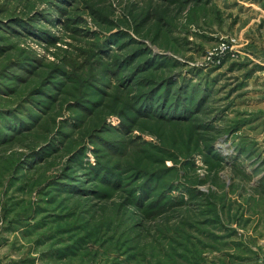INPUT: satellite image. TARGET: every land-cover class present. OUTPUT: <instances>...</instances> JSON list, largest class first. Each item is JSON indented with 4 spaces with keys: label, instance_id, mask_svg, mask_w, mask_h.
<instances>
[{
    "label": "rangeland",
    "instance_id": "obj_1",
    "mask_svg": "<svg viewBox=\"0 0 264 264\" xmlns=\"http://www.w3.org/2000/svg\"><path fill=\"white\" fill-rule=\"evenodd\" d=\"M0 264H264V0H0Z\"/></svg>",
    "mask_w": 264,
    "mask_h": 264
},
{
    "label": "trees",
    "instance_id": "obj_2",
    "mask_svg": "<svg viewBox=\"0 0 264 264\" xmlns=\"http://www.w3.org/2000/svg\"><path fill=\"white\" fill-rule=\"evenodd\" d=\"M14 118H16V117H14ZM19 119H22L21 117H19ZM9 121V120H8ZM6 128H8L9 129V131H13V132H16L12 127H10L9 125H6V126H4V129H6ZM13 130H12V129ZM20 131V130H19ZM5 132H6V130H5ZM19 133V132H18ZM4 140H5V138H3ZM48 149H45L44 151H47Z\"/></svg>",
    "mask_w": 264,
    "mask_h": 264
}]
</instances>
